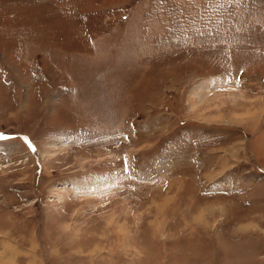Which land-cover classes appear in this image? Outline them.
<instances>
[{
	"label": "rangeland",
	"instance_id": "374dc122",
	"mask_svg": "<svg viewBox=\"0 0 264 264\" xmlns=\"http://www.w3.org/2000/svg\"><path fill=\"white\" fill-rule=\"evenodd\" d=\"M0 264H264V0H0Z\"/></svg>",
	"mask_w": 264,
	"mask_h": 264
}]
</instances>
